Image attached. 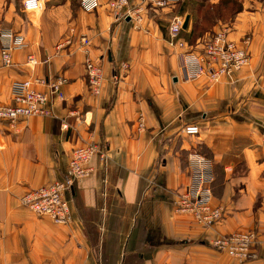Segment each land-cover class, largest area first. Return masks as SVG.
I'll use <instances>...</instances> for the list:
<instances>
[{"label":"crops","instance_id":"obj_1","mask_svg":"<svg viewBox=\"0 0 264 264\" xmlns=\"http://www.w3.org/2000/svg\"><path fill=\"white\" fill-rule=\"evenodd\" d=\"M76 1L43 0L41 11L27 12L22 0H0V45L8 33L22 38L10 65L0 61V103L11 102L15 81L67 79L53 116L13 126L0 120V264H263L264 0L244 4L230 27L236 42L252 36L249 64L215 84L183 78L159 26L116 18L106 0L93 11ZM71 29L73 41L57 49ZM80 34L90 37L89 56L102 63L98 95L87 85ZM121 62L129 67L114 83ZM192 123L200 132L187 136L183 127ZM91 140L108 160L103 165L95 158L94 172L74 184L71 222L55 225L20 205L27 190L61 179L72 148ZM191 149L212 159L213 202L224 207L221 221L209 228L172 204L188 179ZM234 231L256 233L249 260L212 246Z\"/></svg>","mask_w":264,"mask_h":264},{"label":"built area","instance_id":"obj_2","mask_svg":"<svg viewBox=\"0 0 264 264\" xmlns=\"http://www.w3.org/2000/svg\"><path fill=\"white\" fill-rule=\"evenodd\" d=\"M135 1V3H134ZM167 0H106V7L116 18H123L139 25L142 21L144 7L148 4L155 6L165 5ZM80 7L85 11H93L98 7V0H79ZM22 7L27 12H39L43 9V0H22ZM182 17H175L167 28V45L176 52L179 58L180 71L183 78L193 80L203 78L206 83L215 84L223 78H231L236 72L247 67L250 62V54L247 49L249 38L243 41L244 46L235 44L229 38L228 26L218 28L207 41L199 42L198 46H190L181 33L183 25ZM71 37L60 41L56 48L60 49L73 41L74 29L70 31ZM8 38L0 45L1 65L11 63V52L15 47L22 45V38L8 33ZM77 42L86 54L84 61L85 74L88 87L94 95L99 94L104 81L102 63L89 56L91 39L85 34L77 35ZM201 47V48H200ZM27 62L35 64L33 55L27 56ZM121 71L128 69L129 64L123 62ZM67 82L63 76L52 79H35L32 81H15L11 85L9 104H0V120H4L13 126L14 122L31 116H53V104L55 100H63L62 85ZM41 85L42 87H38ZM261 131L264 136V117L261 121ZM65 126V125H63ZM184 133L194 136L199 133L196 124L185 127ZM105 161V155L100 154L99 148L94 144L78 145L70 156L65 177L35 189L29 190L21 196V203L31 212L40 216L47 215L53 222L67 223L72 220V210L67 193L71 191L73 182L87 177L94 172L93 161L95 158ZM195 165L196 173L190 175V182L177 200L173 201L176 208L187 211L195 219L203 224L212 226L220 216V211L211 208L212 180L211 162L203 156H194L191 161ZM191 176L193 180L191 181ZM211 203V204H210ZM210 206V208H208ZM205 207V208H204ZM216 221V222H215ZM215 222V223H214ZM211 244L217 249L227 251L238 260H249L254 256L253 246L256 244L254 231H235L229 235L216 237ZM264 264V261H263Z\"/></svg>","mask_w":264,"mask_h":264},{"label":"rangeland","instance_id":"obj_3","mask_svg":"<svg viewBox=\"0 0 264 264\" xmlns=\"http://www.w3.org/2000/svg\"><path fill=\"white\" fill-rule=\"evenodd\" d=\"M70 1L72 2L73 5H75L77 3L76 0H70ZM249 1L253 2L251 0H229V1H227V0H167L166 4L163 5V6H155V5L148 4V5H146L144 7L142 22H140V24L159 26V28L162 30V34L164 35L165 40H166L167 28H168L169 24L173 21V19L175 17H182L183 20H184L185 16L189 15L188 30L186 31V33L182 32L181 35L186 38L187 43L190 46H194L195 47V46L199 45V42H203L204 43L205 41H207L208 38H210L215 33V31L218 28H220L222 26H228L229 29H230V27H232V22L234 21V18L236 16V14L238 12H240L244 8V4H246ZM15 2L19 3L20 0H15ZM78 3H79V0H78ZM134 3H135V1H134ZM79 7H80V5H79ZM190 31H193V32L189 35ZM14 36H16V34ZM250 36L249 35H244L243 37H241L240 41H238V42L235 41V44H237L239 46H244L243 45V41L247 37L249 38V43H250L251 42V38H252V36L251 37ZM249 43H248V45H249ZM94 60L97 61L98 59H94ZM122 63L123 62H121L118 65V67H116V72L111 75V77H112L111 80L114 83L119 81V78L121 77V73L126 71V70L125 71L124 70L123 71L120 70V69H122V66H121ZM87 85H88V83H87ZM92 94H93V92H92ZM96 95H98V94H96ZM0 104H4V103H0ZM263 117H264V112H263L261 121H262ZM135 124H136V129L138 131L144 129V127H145V119H144V116H143V114L141 112H139L137 114V117L135 119ZM186 126L187 125H185L183 127V132H184V129H185ZM197 126L199 127V125H197ZM199 132H200V127H199ZM187 136H189V135H187ZM88 143L89 144H94V145H96L99 148L97 143L94 142L93 140L88 141V142H82V143H80L78 145H85V144H88ZM77 146H75V147H77ZM75 147H73L72 150ZM72 150H71V152H72ZM71 152H70V154H71ZM99 152H100V154L102 153L103 155H105V161H101L100 158H99V155H98V158H96V159H98V161L101 164L106 165L107 160H108V156L106 154V151L101 149V148H99ZM70 154H69V156H70ZM198 155L203 156L205 158H208L209 161L211 162L212 180H211V183H210L209 187L211 189V198H212V202L211 203L212 204L210 203L211 204V208H210V206L208 208L212 209V211H215V209L220 211V216H219L217 222L215 221L216 223L214 222L215 224H213L212 226H214L217 223H219L221 221V219L223 218L224 207L220 203L216 204V203L213 202V199H214L213 181H215L214 164H213L212 159L209 158L207 155H205L200 149H196V150L191 149V150H189L187 152L185 168L187 170L188 179H187L186 183L181 187L180 191L176 194L175 198L172 200V204L174 206V211H176V213L187 214V215H189L191 217V220L196 225H199L201 227H208L209 228V227H212V226L198 222L195 219V217L193 216V214L191 215L190 213H186L187 211H181V209H179V208L177 209L176 206H175L176 202H175V204L173 202L174 200L175 201L177 200L179 195L184 191L185 186L190 182V175H193V174L196 173L197 170L195 168V165L193 163H191L190 161H191V159L194 156H198ZM68 161H69V157H68ZM67 166H68V162H67ZM66 171H67V169H66ZM65 176L66 175L64 174V176L62 178H64ZM89 176H87V177H89ZM87 177H83L81 179H84V178H87ZM193 178L194 177L191 176V181L193 180ZM81 179L75 180V182H73V186H74V184L77 181H79ZM55 181H57V180H55ZM55 181H53V182H55ZM73 186H72V189H73ZM33 189H35V188H33ZM72 189H71V191H72ZM30 190H32V189H30ZM28 191L29 190H27L26 192H28ZM71 191H69L67 193V197L70 196ZM26 192H24L23 194H25ZM22 195H20L18 201H19L21 206L26 207L20 201ZM69 200H70V198H69ZM34 215L37 218L47 219V220L51 221L53 224L60 225V226L66 225L69 222H71V221H69L67 223H64V222L63 223H59V222L55 223L50 218H48L47 215H40V216H38L36 214H34ZM71 218H73V214H72ZM234 232H231V233H234ZM240 232H245V231H240ZM227 234L229 235V233H227ZM227 234H225V235L227 236ZM216 239H218V238H215V239L211 240V242H214ZM214 248H216V247H214ZM217 250L223 251L228 256L235 258L234 256H231L227 251H224L222 249H217ZM235 259H238V258H235Z\"/></svg>","mask_w":264,"mask_h":264},{"label":"water","instance_id":"obj_4","mask_svg":"<svg viewBox=\"0 0 264 264\" xmlns=\"http://www.w3.org/2000/svg\"><path fill=\"white\" fill-rule=\"evenodd\" d=\"M189 15H186L183 21L182 29L185 30L188 26Z\"/></svg>","mask_w":264,"mask_h":264},{"label":"trees","instance_id":"obj_5","mask_svg":"<svg viewBox=\"0 0 264 264\" xmlns=\"http://www.w3.org/2000/svg\"><path fill=\"white\" fill-rule=\"evenodd\" d=\"M227 1H229V0H227ZM239 9H240V8H239ZM239 9H238V10H239ZM194 26H195V25H194ZM186 30H188V26H187ZM192 32H193V31H190V32H189V35H190ZM189 35H188V36H189ZM213 183H214V181H213Z\"/></svg>","mask_w":264,"mask_h":264}]
</instances>
